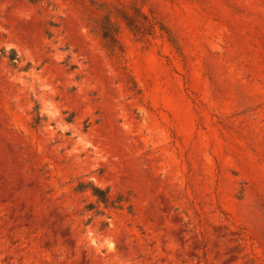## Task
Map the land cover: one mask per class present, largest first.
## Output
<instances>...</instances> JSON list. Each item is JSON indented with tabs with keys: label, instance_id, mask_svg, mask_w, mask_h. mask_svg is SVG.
I'll return each instance as SVG.
<instances>
[{
	"label": "rangeland",
	"instance_id": "rangeland-1",
	"mask_svg": "<svg viewBox=\"0 0 264 264\" xmlns=\"http://www.w3.org/2000/svg\"><path fill=\"white\" fill-rule=\"evenodd\" d=\"M0 264H264V0H0Z\"/></svg>",
	"mask_w": 264,
	"mask_h": 264
},
{
	"label": "trees",
	"instance_id": "trees-1",
	"mask_svg": "<svg viewBox=\"0 0 264 264\" xmlns=\"http://www.w3.org/2000/svg\"><path fill=\"white\" fill-rule=\"evenodd\" d=\"M94 195L98 197L101 201L105 202L107 200L105 192L100 189L94 188Z\"/></svg>",
	"mask_w": 264,
	"mask_h": 264
}]
</instances>
